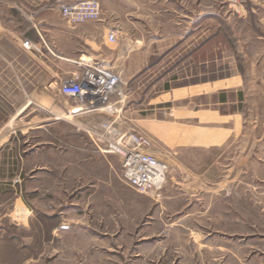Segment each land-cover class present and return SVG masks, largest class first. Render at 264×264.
<instances>
[{
  "label": "rangeland",
  "instance_id": "obj_1",
  "mask_svg": "<svg viewBox=\"0 0 264 264\" xmlns=\"http://www.w3.org/2000/svg\"><path fill=\"white\" fill-rule=\"evenodd\" d=\"M99 1L100 21L71 23L54 0L47 20L81 35L63 37L66 58L94 54L100 43L101 63L122 79L112 107L80 117L66 112L73 101L61 84L72 75L63 73L53 93L64 110L47 130L34 126L32 111L14 120L12 108L0 112V264H264V214L247 199L246 181L231 182L236 168L204 197L197 157L190 170L165 147L163 160L149 149L157 144L151 120L178 117L184 101L170 99L176 88L236 76L245 93L264 98V0ZM254 108L264 116L262 98ZM96 122L167 164L159 197L123 182L117 153L110 152L109 166L102 154L89 165L82 160L81 146L97 143L108 153L88 133ZM238 174L244 179L241 167Z\"/></svg>",
  "mask_w": 264,
  "mask_h": 264
},
{
  "label": "crops",
  "instance_id": "obj_2",
  "mask_svg": "<svg viewBox=\"0 0 264 264\" xmlns=\"http://www.w3.org/2000/svg\"><path fill=\"white\" fill-rule=\"evenodd\" d=\"M54 1L60 6L81 0ZM47 5L48 0H0V112H4L6 107L8 110L12 108L14 120L32 111L39 119L34 126L44 130L55 124L60 119L56 115L64 110L53 93V89L60 86L62 74H80L84 64L95 59L103 61L98 42H94V54L83 53L76 59L64 57L59 51L63 37L73 40L81 35L75 31H64L62 26L48 24ZM16 15L22 17L23 23ZM89 37L93 36L88 34ZM26 40L34 46L25 47L23 43ZM48 56L55 62L48 64ZM245 84L244 79L234 76L174 89L170 99L184 101L178 107V117L166 121L151 120L157 125V131L151 135L157 144L149 149L162 159L164 155L160 147H165L188 169L190 159L197 157L199 170L198 174L194 173L205 185L201 189L204 197L210 192L207 186L212 185L211 182L221 181L220 176L229 170L227 168L230 172L236 168V178L232 177L231 182L246 181L247 199L264 214V116L258 115V109L254 108L255 102L259 103L264 98L245 93ZM16 103L20 108L16 109ZM65 111L69 112V108ZM96 112L104 110L72 116ZM6 116L9 118L11 114ZM97 123L100 124L96 122L94 126H98ZM95 145L96 149L94 145L78 148L82 160L89 165L94 154H102V161L109 166L112 153H106L97 143ZM251 166L258 168L259 172L251 175ZM240 167L244 179L239 180ZM185 192L191 193L192 189ZM258 200L261 206L257 205Z\"/></svg>",
  "mask_w": 264,
  "mask_h": 264
},
{
  "label": "built area",
  "instance_id": "obj_3",
  "mask_svg": "<svg viewBox=\"0 0 264 264\" xmlns=\"http://www.w3.org/2000/svg\"><path fill=\"white\" fill-rule=\"evenodd\" d=\"M59 10L69 22L77 24L88 20L102 19V6L98 0H81L75 4H61ZM109 40H117L116 32L108 34ZM24 44L31 47L29 40ZM121 75L112 67L101 62L84 64L80 74H74L61 84V92L73 101L71 114L90 113L112 107V96L119 90ZM88 133L105 143L109 152L122 158V180L141 194H161L167 180V164L151 153L134 148L128 143L117 141L116 131L108 122L90 127Z\"/></svg>",
  "mask_w": 264,
  "mask_h": 264
}]
</instances>
